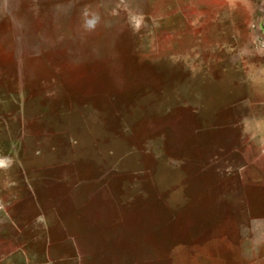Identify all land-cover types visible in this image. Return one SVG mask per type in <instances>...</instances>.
<instances>
[{
	"label": "rangeland",
	"instance_id": "rangeland-1",
	"mask_svg": "<svg viewBox=\"0 0 264 264\" xmlns=\"http://www.w3.org/2000/svg\"><path fill=\"white\" fill-rule=\"evenodd\" d=\"M0 264H264V0H0Z\"/></svg>",
	"mask_w": 264,
	"mask_h": 264
}]
</instances>
